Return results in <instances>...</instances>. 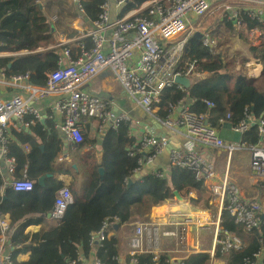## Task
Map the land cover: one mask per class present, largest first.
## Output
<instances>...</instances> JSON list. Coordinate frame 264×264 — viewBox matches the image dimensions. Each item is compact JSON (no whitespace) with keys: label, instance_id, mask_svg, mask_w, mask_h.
Segmentation results:
<instances>
[{"label":"built area","instance_id":"1","mask_svg":"<svg viewBox=\"0 0 264 264\" xmlns=\"http://www.w3.org/2000/svg\"><path fill=\"white\" fill-rule=\"evenodd\" d=\"M229 2L236 4L227 16V20L236 24V30L244 27L243 21L264 26V0H223L217 5L222 8L223 3L226 7ZM73 3L75 15L69 24L70 34L65 27H56V18H51L55 26V42L48 49L55 50L56 67L42 73L44 85H33L28 74L8 75L4 69L0 71V84L17 91L0 96V196L6 188L15 192H28L33 188L26 173L27 167H22L19 174L17 161L9 154L11 144H16L25 153L29 151L27 142L19 140L14 132L28 130L42 117L33 101L53 99L51 109L60 117L57 127L66 142L75 144L81 143L86 134L83 122L86 118L94 119L102 134L147 114L160 126L161 133L159 136L137 135L135 146L129 150V155L136 158V165L126 182H133L143 173H150L155 181H161L166 173L152 167V162L169 147L168 167L192 174L202 182L208 189L209 206H198L200 194L190 189H185L180 200L175 194L166 198L153 208L152 215L130 224L132 235L126 245L127 260H122L120 248L114 243L109 264H139L143 255L151 256L148 264H162L166 238H172L179 247L176 250L179 254L168 258L166 264H185L188 257L207 258L210 264H236L233 253L244 249L250 242L256 243V249L250 257L243 258V264H264L262 203L254 197L241 195L225 175L219 179L209 154L204 150L221 148L227 171L232 153L245 150L249 153L248 174L264 180V111L259 113L247 105L241 109L239 118L218 119L214 123L208 120L206 113L193 111L191 101H180L171 107V114L164 119L150 111L152 105L159 104L160 93L166 87L184 89L175 82L176 76L189 79L193 76L194 80L201 81L210 75L208 72H194L193 66L182 73L179 61L187 39L199 32L201 18L192 19L191 16L204 15L212 7V2L151 0L122 17L118 14L112 17V5L120 9L124 0H103L99 19L95 22L88 21L80 0ZM31 4L41 11L47 9L46 0H31ZM206 36L204 34L203 42L210 44ZM251 37L256 40L249 35ZM177 38L179 41L175 40ZM85 40L91 41L92 47L81 44L79 53L72 58L68 45ZM4 46L5 43L0 41V47ZM26 54V51H0V58H3L4 65H8L12 56ZM251 65L259 66L254 61L246 64L247 67ZM259 72L260 69L258 73L255 69L250 71L255 77ZM103 73L111 76L112 83L118 87L117 93L123 95L124 109H114L112 102L83 89L82 85ZM222 127L235 133L238 139L225 140L219 133ZM251 128H255L258 140L248 144L244 140ZM94 150V146H87L81 153ZM72 202L69 187L63 185L55 192L50 219L62 218ZM112 223L104 220L94 227L84 247L72 248L67 264H88L90 255V264H101L97 255L92 253L102 247ZM7 228L8 218L0 214V264H12L11 253L20 248V245H8ZM201 233H205L206 238L202 239ZM184 245L186 249L180 248ZM24 255L28 253L19 254L16 259Z\"/></svg>","mask_w":264,"mask_h":264},{"label":"trees","instance_id":"2","mask_svg":"<svg viewBox=\"0 0 264 264\" xmlns=\"http://www.w3.org/2000/svg\"><path fill=\"white\" fill-rule=\"evenodd\" d=\"M46 1L47 9L41 11L31 4V0H0V41L5 43L0 51L28 52L26 55L12 56L9 66L4 65L3 58H0V71L4 69L8 75L28 74L30 82L38 86L45 83L42 73L56 67L55 50L48 49L55 41L53 34L49 33L45 15L56 16L55 26H62V0ZM147 1L151 0H124L118 16H124ZM102 2L80 0L89 22L99 19ZM222 5L221 9L218 7L220 10L215 9L219 12L212 18L213 23L217 21L213 28L199 29L200 37L187 39L179 61L182 73L193 66L194 72H208L210 75L201 81L191 76V84L186 89H163L159 104L150 107V111L159 118L169 116L171 107L180 101H191V109L206 113L211 123L218 119L228 121L239 118L241 109L247 105L259 113L264 111V26L243 21L244 27L236 30L233 20H227L229 10L235 4ZM252 32H257V45H253L249 38ZM204 34H207L210 44H204ZM233 36H237L243 50L232 44L230 38ZM81 44L92 47L89 40L69 44L72 58L79 53ZM40 49L43 50L38 52ZM250 61L260 67L257 77L250 73L255 65L246 66ZM16 92L12 87L3 86L0 95ZM47 126H50V131L45 129ZM131 127L132 123L127 122L116 130L104 131L100 146L95 145V138L85 134L81 143L74 144L72 157L62 162L57 160L62 140L50 121L45 120L44 124L37 121L29 131L14 132L19 140L27 142L29 151L25 153L16 144H11L9 154L16 159L19 174L22 167H27L26 173L33 182V188L28 192L6 188L0 196V214L8 218L7 243L9 246L20 245L11 253L12 264H67L72 248L84 247L90 231L104 220L113 221L109 234L116 233L121 225L131 222L134 217H147L153 207L173 197L174 193L182 197L185 189L200 194L199 206H209L210 196L203 183L192 174L175 169H168L160 182L147 173L127 185L126 180L136 165V158L129 155L130 148L137 141ZM257 140L256 130L251 128L244 141L252 144ZM91 145L95 151L81 154L85 147ZM72 164H75V168ZM99 167L103 168L102 177L98 173ZM47 174L51 176L45 177L40 185L38 179ZM59 174L71 178L68 185L73 202L62 218L46 219L55 192L63 186L58 179ZM28 227L32 228L26 230ZM114 243V238L108 235L97 250L101 264H109ZM255 249L256 243L250 242L244 249L234 252L236 264H243V258L250 257ZM24 253H28L25 260L16 259L17 255ZM150 259V255H143L139 264H148ZM161 260L162 264H166L168 257L162 255ZM185 264H210V260L188 257Z\"/></svg>","mask_w":264,"mask_h":264},{"label":"crops","instance_id":"3","mask_svg":"<svg viewBox=\"0 0 264 264\" xmlns=\"http://www.w3.org/2000/svg\"><path fill=\"white\" fill-rule=\"evenodd\" d=\"M66 1H68V0H66ZM64 2H65V0H62L63 7H62V11H61V18H60L62 20H60V22H62V26L65 27L66 32H68V34H70V32L68 31L69 30V24H70V22L73 19V10L75 9L74 8L75 6H74V3H73V8H72V5L70 4V8L67 10V9L64 8ZM235 6H236V4H235ZM214 7H216L217 10L219 9L217 4L214 5ZM119 11H120V9H117V8L114 7V5H112V17H114L116 14H118ZM52 17L56 18V16H51L49 18L51 19ZM68 20H70V22ZM53 38H54V41H55L54 33H53ZM40 50H42V49H40ZM38 52H40V51L38 50ZM254 69L258 73L260 67L259 66H255L253 68V70ZM82 87H83V89H85L86 91L91 93L92 95L112 102V104L114 105V109H124L126 107L123 95L121 93H117L118 87H117V85L112 83L111 76L108 73H103V74H100V75L96 76L95 78L89 80L84 85H82ZM36 102L37 103H36V105L34 104V106L41 112L42 115L44 114L46 116L44 120H48V121H50L52 123L53 129H55V131L58 132L59 137L62 140V148H61V151L59 153V156H58L57 160L61 161V162L62 161H68L72 157L73 151L75 150V145H74L75 143L66 142L64 140V137H63L62 133L58 129L57 125L60 123V117L58 116L57 113H55L51 109V104L53 102V99L50 98V99H47V100H44V101H36ZM142 118H144V117H142V115H141L138 120L135 119V120L131 121V123H132V127L131 128H132L133 135L136 138H137V135H139V134L159 136V134L161 133L160 126L157 123H154L151 120L150 121L149 120L145 121V122H147V123H145L142 120ZM83 122L85 123L86 134L88 135V137L95 138L96 139L95 145L96 146H100V140L103 139V135L104 134L103 133L100 134L99 131L97 130L96 121L94 123L92 119H87L86 118V119L83 120ZM45 129L47 131L51 130L50 126H47ZM219 133L225 140L236 141L238 139V136L235 133H233L232 131H230L228 128H226V127H222L220 129ZM91 146H93V145H91ZM41 147H42V145H41ZM206 151L209 154V157H211V158L213 157L214 154L215 155L218 154V152L216 150H213V151L211 150L210 151V150L207 149ZM168 152H169V147H166L163 151H161L153 159L152 167L157 168V169L162 170L165 173H167V170L170 169L168 167V165H167ZM221 155H222V160H223V169H222L221 177H223L225 175V177L227 178V180L231 184L232 181H230V179H231L230 167H229V169L227 171L226 170V164H225V169H224V163H225L224 152L221 153ZM214 160L216 161V158H214ZM232 161H233V159H232ZM212 162H213V164L215 166V163H214L213 159H212ZM72 167L75 168V164H72ZM149 168L150 167H148V169ZM144 172H146V170ZM144 174H147V173H143L142 175H144ZM58 179L62 182L63 185H67L69 187L68 184H70L71 178L68 175L59 174L58 175ZM244 179H245V182H243V183H246V182H248V179L251 180L252 178L245 177ZM257 180L262 182L260 185H262L264 183L263 179H257ZM263 188H264V186H263ZM236 190L241 195L251 196V197H254L255 199H257L256 195H247V194H244L242 190H238V189H236ZM152 213H153V209L148 214V216L152 215ZM133 219H131V220H133ZM137 219L139 220V218H137ZM132 222L133 221L121 225L118 228V230L116 231V233H110L109 234L110 237L114 238L115 243L118 244V246L120 248V257L122 258L123 261L127 260L126 259V245H127L128 241H129L130 236L132 235V226L130 225ZM112 225L110 226L109 232L111 231ZM29 228H32V227H28V228H26V230L29 229ZM167 242L169 243L168 245H167ZM191 243H192V240H191ZM7 247H8V245H7ZM164 249H165V251L163 252L162 255H166L168 258L172 257L175 254H179L176 251V250L179 249V247H176V245L174 243V240L172 238H166V244H165ZM94 254L97 255V252L92 253V255H94ZM27 257H28V255H24V256L20 257L18 260L22 261V260H25ZM90 263H91V255H90V258L88 260V264H90ZM259 264H262V262L259 263Z\"/></svg>","mask_w":264,"mask_h":264},{"label":"rangeland","instance_id":"4","mask_svg":"<svg viewBox=\"0 0 264 264\" xmlns=\"http://www.w3.org/2000/svg\"><path fill=\"white\" fill-rule=\"evenodd\" d=\"M73 1L74 0H68V1L65 0V2H64V8L68 10L70 8V4L71 5L73 4ZM210 1L212 2V7L204 15H202L200 17H198V16H191L190 15L192 17V19L201 18V24H200V28L199 29H202L203 30V29H206V28L207 29L208 28H213V24H216L217 23V21H215L213 23V19L212 18H213V16L215 14L217 15L218 12H219V11H216L217 8L214 7V5H216V4L219 3V0H210ZM229 3H232V2H229ZM68 21L70 22V20H68ZM221 28H222V26H221ZM228 33L230 35V31H228ZM256 33L257 32H255V34H249V35H252L254 38H256V40H254L251 37L252 42H254L253 45H257L258 44V39H257ZM179 39L180 38H177L175 40L176 41H179ZM230 39L233 42L232 44H234L237 47V49H240L241 48L243 50V47H242L241 43L238 41L237 36H233ZM0 79H1V77H0ZM2 87L3 86L0 84V89H2ZM0 91H2V90H0ZM1 97H4V96H1ZM142 117H144V118H142V120L144 122L145 121H148V120L149 121L151 120L150 119V116L147 115V114L142 115ZM93 122L95 123V120L94 119H93ZM145 123H147V122H145ZM242 140H244V138H242ZM204 150H207V148H204ZM208 150H210V151L211 150L212 151L213 150H216L218 152V154H216V155L213 153L214 155H213L212 158L210 157V160L212 161V159H213V161L215 163V167H216L215 168L216 169V172H217V174L219 176V179H221L222 178L221 177V175H222V169H223V160H222L221 153H223L224 151L221 148H216V149L215 148H209ZM231 157H232L233 161L231 162V165H230V176H231L230 181H232V182L235 181V182H238L239 183L237 185H235V184L233 185L231 183L232 186L235 187V189L242 190L244 194H247V195H256V198L259 201H261L262 206H263V209H264V188H263L264 183L262 185H260L262 182L258 181L255 177H253V176L251 177L248 174L249 153L247 151H245V150L234 151L232 153V156ZM214 158H216V161L214 160ZM224 169H225V163H224ZM5 176L10 178V176L8 174H5ZM245 177L252 178V179L251 180L248 179V182L243 183V182H245V179H244ZM134 220L135 221H138L137 218H134L132 221L134 222ZM168 244L169 243L167 242V245ZM181 248L186 249L187 247H186V245H184V246H181Z\"/></svg>","mask_w":264,"mask_h":264},{"label":"water","instance_id":"5","mask_svg":"<svg viewBox=\"0 0 264 264\" xmlns=\"http://www.w3.org/2000/svg\"><path fill=\"white\" fill-rule=\"evenodd\" d=\"M45 17H46V22H47V24H48V26H49V33L52 35L53 33H54V25H53V21L48 17V16H46L45 15ZM84 20L86 21L87 19L86 18H84ZM193 36H197V37H200L201 36V34L199 33V32H196ZM10 65V63L7 65V66H9ZM175 82L177 83V84H179V85H181L184 89H186V88H188L189 86H190V84H191V80L189 79V78H187V77H178V76H176L175 77ZM33 103V105L35 104L36 105V101H33L32 102ZM179 110V109H178ZM45 115L43 114L42 115V117L40 118V123L41 124H44V122H45ZM40 148H42L41 146H40ZM98 173H99V175H100V177H102L103 176V168L102 167H99L98 168ZM51 175L50 174H47V175H44V176H41L39 179H38V183L41 185V184H43V180H44V178L45 177H50ZM129 184H131V181L130 180H128L127 181V185H129ZM175 194V197L178 199V200H180V197H179V195L177 194V193H174ZM46 219H50V213H48L47 215H46Z\"/></svg>","mask_w":264,"mask_h":264},{"label":"bare ground","instance_id":"6","mask_svg":"<svg viewBox=\"0 0 264 264\" xmlns=\"http://www.w3.org/2000/svg\"><path fill=\"white\" fill-rule=\"evenodd\" d=\"M232 184H233V185H234V184L237 185V184H239V183L234 181V182H232ZM200 236H201L202 239L206 238L205 233H201Z\"/></svg>","mask_w":264,"mask_h":264}]
</instances>
